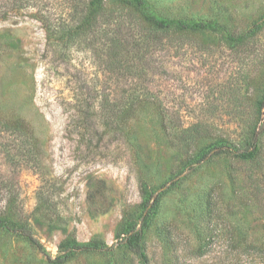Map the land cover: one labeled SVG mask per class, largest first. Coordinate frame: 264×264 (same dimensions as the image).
Returning <instances> with one entry per match:
<instances>
[{"label": "rangeland", "instance_id": "374dc122", "mask_svg": "<svg viewBox=\"0 0 264 264\" xmlns=\"http://www.w3.org/2000/svg\"><path fill=\"white\" fill-rule=\"evenodd\" d=\"M89 1L0 0V115L21 128H0V209L16 200L18 217L56 256L70 237L114 246L125 214L135 221L160 195L148 264H264V29L235 50L207 31L141 44L140 20L108 0L95 33L77 34ZM149 1L162 15L217 20L236 34L264 19V0ZM112 36L147 58L123 51L128 67L112 72ZM105 97L124 100L115 123ZM193 126L200 134L187 143ZM255 127L254 159L216 154L246 146ZM43 191L50 207L41 211ZM0 264L48 263L24 238L0 232ZM114 264L140 263L115 248Z\"/></svg>", "mask_w": 264, "mask_h": 264}, {"label": "trees", "instance_id": "16d2710c", "mask_svg": "<svg viewBox=\"0 0 264 264\" xmlns=\"http://www.w3.org/2000/svg\"><path fill=\"white\" fill-rule=\"evenodd\" d=\"M107 1L108 0H90L85 6L84 16L74 28L75 33H95L102 20L105 18ZM113 1L117 2L125 10H127L130 22L134 20L133 17L140 20V26H138L140 30L138 29L139 35L137 38L141 44H158L161 40L156 39L155 34L161 32L196 33L207 31L217 35L229 49L235 50L248 44L264 29V19H262L260 22L253 24V26L244 33L236 34L232 32L228 26L217 20L168 17L162 15L156 9L155 5L149 0ZM153 35L154 37H152ZM112 37L113 38H109V44L107 46L108 53L111 56L109 65L112 72L115 70L114 68L118 69L122 66V63H124L122 58H119V55L121 56L123 51L131 53L137 59L147 58V52H145V50L144 52L140 50L143 48L142 46H139L140 49L138 50L134 49L129 52L130 48H128V45L123 46L119 41L118 36ZM124 65L125 67H128L125 63ZM133 68L134 67H131V69ZM122 101L124 100H113L110 98L108 99L107 97L103 99V108L105 111L104 115L105 119H107L109 123H115L121 119ZM261 108L264 109V103ZM8 122L9 120L0 115V128H2L4 132L10 131L9 129H17L20 132L21 128L19 127V124L17 125ZM184 133L188 134L184 137V140L187 143L196 142L198 135L200 134L199 129L196 126L187 128ZM259 136L260 132L258 131V127H255L250 131V139L248 140L246 146L244 145L239 148H230L228 146L215 148L216 154L220 155L228 153L241 160L250 161L258 154ZM207 157V155L204 156L198 163L205 161ZM100 191H103V189ZM44 195H46V192L44 191L39 194L40 204L37 207V210L44 211L50 207L49 201L44 198ZM159 200L160 195L155 197L154 195L149 196V198L142 204L144 212L140 214L135 221L130 218L131 216L128 217V215L125 214L121 225L119 241L114 246H109L99 240H92L89 243L82 244L75 238L70 237L63 240L58 245L57 255L52 256L42 244L40 239L35 235L28 223L20 216L18 217L16 200H13V198L10 201H7V205L3 210L0 209V232L24 238L36 250L45 256L48 264H66L80 255L90 254L109 255L112 259L111 264H114L115 248L117 250H121L122 248L127 249L137 258L140 264H148L149 259L146 251L145 236L149 227L150 214L157 207Z\"/></svg>", "mask_w": 264, "mask_h": 264}]
</instances>
